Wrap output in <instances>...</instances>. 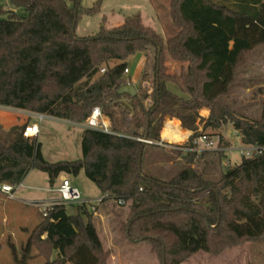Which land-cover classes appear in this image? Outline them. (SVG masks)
<instances>
[{"label":"trees","instance_id":"obj_1","mask_svg":"<svg viewBox=\"0 0 264 264\" xmlns=\"http://www.w3.org/2000/svg\"><path fill=\"white\" fill-rule=\"evenodd\" d=\"M9 3L14 9L0 5V105L75 123L85 122L100 107L109 131L85 128L81 157L51 162L37 138L22 135L25 125L8 131L0 125V184L19 185L38 170L54 185L63 173L83 171L103 201L131 202L121 232L132 244L149 245L160 264H181L200 251L218 255L243 241L264 239V152L242 157L213 182L204 168L193 167L206 152L174 149L187 166L162 180L142 165L146 151L157 145L139 140L161 141L169 115L194 132L185 145L190 148L196 146L202 122L204 128L231 123L243 145L264 146V98L260 119L242 116L219 101L238 67L264 44V0H171L169 15L179 31L167 39L145 25L140 13L125 16L114 27L106 26L104 15L98 32L78 36L79 19L100 12L99 1L89 7L82 0ZM150 47L151 87L141 86L135 95L119 92L126 84L127 60ZM165 51L188 63L179 74L166 71ZM203 108L210 110L208 118L200 116ZM172 117L166 118L165 126L171 128L165 137L178 132L171 141L180 143L187 131L178 129ZM32 248L45 259L43 264H110L111 252L103 247L86 204H77L74 214L65 204L48 208L21 255L12 252L15 264H30Z\"/></svg>","mask_w":264,"mask_h":264},{"label":"rangeland","instance_id":"obj_2","mask_svg":"<svg viewBox=\"0 0 264 264\" xmlns=\"http://www.w3.org/2000/svg\"><path fill=\"white\" fill-rule=\"evenodd\" d=\"M98 1L100 2V12L94 15H83L79 19L76 27L78 36L92 35L98 32L102 25L103 15L107 16L106 25L109 27L116 26L124 16L135 13H141L144 23L147 25L151 24L149 21L153 12L149 0H82V4L85 7H89ZM154 1L159 6L157 11L158 21L156 20L154 28L161 33L159 25L161 24L165 32L164 36L166 34L167 38H169L175 35L179 29L169 15L171 0ZM0 5L14 9L9 0H0ZM16 10L21 14L25 13L21 8ZM163 38L166 39L165 37ZM164 55L166 71L170 74H179L182 68L188 64L187 62L173 60L166 51ZM145 56L147 57V64L143 63L144 55L141 52L136 53L127 60V67L130 72L124 73L122 78L124 83L128 84L131 81L129 83L134 85L136 89L141 86L147 89L151 87L154 48H149ZM144 73L146 74V81L142 80ZM170 89L175 93H180L174 84H170ZM263 90L264 44L251 52L246 57L244 64L238 67L229 92L221 96L219 101L229 105L232 110L242 116L250 119H260L264 98ZM15 109L0 105V115L4 117L6 123L10 124L12 122L18 125L19 120H23L15 117ZM202 110H207L206 118H208L210 110L208 108H203ZM180 125L182 128L187 129L182 126L181 121ZM204 126L205 122L199 124L197 132L207 134L210 140L214 141V146L226 150H202L198 152V154L206 153L193 164V167L199 170L204 168L205 177L210 181L216 182L220 180L227 168L234 167L241 162L242 156L238 149L244 148L246 145L242 144L241 136L234 130L231 123H227L220 128H204ZM164 130L166 132V128ZM81 131V128L76 125L73 127V124L60 118L53 119L43 116L40 134L37 137L41 143L43 156L51 162L79 159L82 155L81 139L83 133ZM188 141L176 143V145L185 146ZM159 149L154 147L146 151L142 164L143 169L146 173L162 180H170L182 168L187 166V159L183 155L176 154L173 150L166 148L172 154L170 152L164 153L161 154V157L167 155V157L175 160L174 165L166 167L163 163L156 161L159 157ZM182 151L184 153L187 152ZM33 173L40 177L35 182L37 184H45L46 190L33 192L34 194H31L30 198L58 196L57 193H50L51 186L47 184L46 173L38 170ZM65 177L81 191L83 197L94 201L92 202L94 204L88 205V209L92 212L93 223L96 226L103 247L111 252L108 260L110 264H160L149 245L132 244L124 238L121 232V225L127 220L129 214L130 201L120 204L118 202L119 199H109L98 203L95 199L101 197V191L95 183L86 177L83 171L78 175L65 174ZM59 185L57 183L55 188ZM19 195L23 196V193L20 192ZM13 206L19 209L17 213H14L15 210H11L14 209ZM37 209L41 210V208L36 207L35 209L34 206L23 201L11 199L6 202L0 199V264H15L12 252L15 251L19 256L21 255L22 247L26 244L29 234L42 218L43 213L41 211L38 213ZM76 210L77 204L67 205L69 214H74ZM100 214H105L106 216L102 218ZM5 216L8 217L6 222L3 220ZM37 253V250L32 248V257L29 259L30 264H43L45 262V259ZM56 255L57 252L55 251L52 258H55ZM181 264H264V239L243 241L227 247L218 255L200 251Z\"/></svg>","mask_w":264,"mask_h":264},{"label":"built area","instance_id":"obj_3","mask_svg":"<svg viewBox=\"0 0 264 264\" xmlns=\"http://www.w3.org/2000/svg\"><path fill=\"white\" fill-rule=\"evenodd\" d=\"M104 71H105V68L101 69V72H104ZM128 72H129V69L127 67L124 73L126 74ZM42 118H43V115L38 114L34 117V119L26 123L22 131V135L28 139L37 138L40 134V125H41ZM85 123L88 128L99 129L105 132L109 131L108 124L106 123L105 118L102 115L100 107L93 108L90 116L87 118ZM165 123L166 121L164 122V127H165ZM191 135L192 133L188 134L186 137V140H189ZM139 140L149 143V144H155L157 146L165 147L171 150L180 149V150H185V151H194L196 153L202 150H226L224 148H217L216 146H214L215 145L214 141L210 140L208 135L203 134V133L200 134L194 140V144L196 146L193 148H190L188 146L180 147V146H177L176 143H173L172 141L154 142L148 139H139ZM238 150L242 157L244 156L249 157V156H252L254 153L264 152V146L262 147V146H257V145H246L244 148H239ZM16 186L10 183H3L0 186V191L4 193L8 199H16L15 197ZM53 191H55L58 194V198L41 200V201H36L32 203L37 208H41L40 211L43 213L44 216L46 215V210L54 204H65V205H68V204L92 205L94 204L92 203L94 202L92 199L83 197L81 191L76 186H74L68 179H63L61 184L57 188H54ZM104 198L105 196H102L98 199H95V201L99 203V202H102ZM118 202L120 204L125 203V201L121 198L118 200Z\"/></svg>","mask_w":264,"mask_h":264},{"label":"crops","instance_id":"obj_4","mask_svg":"<svg viewBox=\"0 0 264 264\" xmlns=\"http://www.w3.org/2000/svg\"><path fill=\"white\" fill-rule=\"evenodd\" d=\"M149 3H150V5H151V7H152V12H153V15H151L150 16V18H151V20L149 21V23H151L150 25H147V24H145L144 23V21H143V23L145 24V25H147V26H151V27H153L154 28V26H156V20L158 21V13H157V11H158V9H156L155 8V5H154V3H153V0H149ZM141 14V13H140ZM104 16V15H103ZM102 16V17H103ZM106 16V15H105ZM142 16V15H141ZM106 18H107V16H106ZM124 18H125V16L122 18V20H120L119 22H118V24L117 25H120L122 22H123V20H124ZM142 20H143V17H142ZM158 23V22H157ZM159 24V23H158ZM116 25V26H117ZM160 25V27H161V33L160 34H162L163 35V37H165L166 39H167V36H166V34H165V36H164V30H163V27H162V25L161 24H159ZM107 26V25H106ZM107 27H109V26H107ZM113 27V26H112ZM155 29V28H154ZM156 30V29H155ZM159 33V32H158ZM150 48H152L153 49V47H150ZM149 50V49H148ZM151 50V49H150ZM143 55H144V57H143V63H145V64H147V57L145 56V53L146 52H141ZM130 72V71H129ZM128 72V73H129ZM129 82H131V81H129ZM128 82V83H129ZM169 87H170V85H169ZM179 92V91H178ZM178 94H180V93H178ZM15 111H16V116L15 117H17V119H23V120H19V124L17 125V124H15V123H6L5 121H4V117L3 116H1L0 115V125L3 127V129L4 130H6V131H8L9 129H11L12 127H14V126H21V125H25L26 123H28L29 121H31L32 119H34V117L38 114V113H35V112H32V111H28V110H23V109H15ZM200 114H201V116L202 117H204V118H206L207 117V110H201V112H200ZM18 115V116H17ZM43 116H48L49 118H53V119H56V117H54V116H50V115H43ZM168 117H172V116H167L166 118H168ZM165 118V119H166ZM173 119L172 120H170L171 122H176V123H178L179 122V124H178V129H184V128H182L181 127V125H180V121L179 120H177V119H175L174 117H172ZM63 121H66V122H69V123H71V124H73V127L76 125L77 127H79V128H81V132L83 133V131H84V129L85 128H88L87 126H86V123L85 122H83V123H75V122H72V121H70V120H66V119H62ZM105 121H106V123L108 124V121H107V119H105ZM165 128H171V126H165ZM164 128V125H163V129H165ZM173 128V127H172ZM67 130H69V129H67ZM184 130H186L187 132H184V137H183V141L182 142H185L186 141V137H187V135L188 134H191L192 133V131H190V130H188V129H184ZM178 135H179V133L177 132V135L175 136V137H173V138H166L165 137V130H164V134H163V131H162V135H161V141H163V142H169V141H171V140H174V139H176L177 137H178ZM182 142H180V143H182ZM173 143H177V142H173ZM156 147H158V148H160L159 149V157L157 158V160L156 161H158V163H163L166 167H171L172 165H174V159L173 158H169V157H167V155L166 156H164V157H161L162 155L161 154H164V153H168V152H170L171 153V151H168V149H166L165 147H161V146H156ZM155 147V148H156ZM154 148V147H153ZM185 151V150H184ZM172 154V153H171ZM35 170H32V171H30L28 174H27V176L25 177V179L19 184V185H17L16 186V189H15V197H16V199H13L14 201H23L24 203H26V204H29V205H32V206H34L35 207V209H36V206L35 205H33L32 203L33 202H36V201H41V200H48V199H56V198H58V196H51V197H33V198H30V196H32L31 194H34L36 191H44V190H46V185L45 184H37L35 181L37 180V179H40V177L38 176V175H35L33 172H34ZM63 179H66V177H65V173H63V174H61L59 177H58V179L56 180V182H55V184L54 185H51L50 183H49V178H48V175H47V180H48V183L47 184H49L50 186H51V188H50V193H56L55 191H53V189L55 188V186L57 185V183L58 184H61V182H62V180ZM0 186H1V184H0ZM20 192H22L23 193V196H20L19 194H20ZM34 192V193H33ZM20 196V197H19ZM102 196H104L103 195V193L101 192V197ZM0 199L2 200H4V201H6V202H8L9 200H11V199H8L7 197H6V195L4 194V193H2L1 191H0ZM14 207V206H13ZM12 211H14V213H17V211H19V209H17L16 208V206L14 207V209H11ZM39 211H40V209H37V212L39 213ZM31 213V212H30ZM106 215L105 214H100V217H102V218H104ZM3 220H4V222H6L7 220H8V217L7 216H5L4 218H3ZM40 221V220H39ZM39 223V222H38ZM37 223V224H38ZM36 224V225H37ZM43 238L44 237H46V234H44L43 236H42Z\"/></svg>","mask_w":264,"mask_h":264},{"label":"water","instance_id":"obj_5","mask_svg":"<svg viewBox=\"0 0 264 264\" xmlns=\"http://www.w3.org/2000/svg\"><path fill=\"white\" fill-rule=\"evenodd\" d=\"M119 92H121V93H129L131 95H135L136 92H137V89H136V87L134 85L128 83V84L123 85L120 88Z\"/></svg>","mask_w":264,"mask_h":264}]
</instances>
